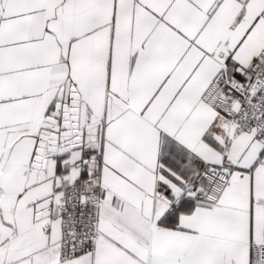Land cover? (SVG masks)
I'll return each instance as SVG.
<instances>
[{"label":"snow or ice","instance_id":"snow-or-ice-1","mask_svg":"<svg viewBox=\"0 0 264 264\" xmlns=\"http://www.w3.org/2000/svg\"><path fill=\"white\" fill-rule=\"evenodd\" d=\"M0 264H264V0H0Z\"/></svg>","mask_w":264,"mask_h":264}]
</instances>
